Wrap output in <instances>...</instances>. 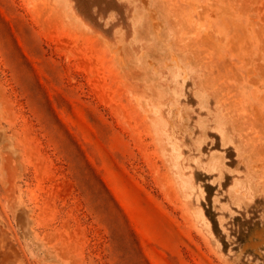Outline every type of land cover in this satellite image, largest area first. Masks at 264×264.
Returning a JSON list of instances; mask_svg holds the SVG:
<instances>
[{"label":"rangeland","instance_id":"374dc122","mask_svg":"<svg viewBox=\"0 0 264 264\" xmlns=\"http://www.w3.org/2000/svg\"><path fill=\"white\" fill-rule=\"evenodd\" d=\"M0 264H264V0H0Z\"/></svg>","mask_w":264,"mask_h":264}]
</instances>
